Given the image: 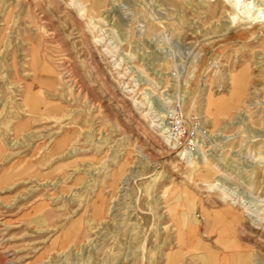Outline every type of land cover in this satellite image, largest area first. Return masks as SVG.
I'll list each match as a JSON object with an SVG mask.
<instances>
[{"label": "rangeland", "instance_id": "1", "mask_svg": "<svg viewBox=\"0 0 264 264\" xmlns=\"http://www.w3.org/2000/svg\"><path fill=\"white\" fill-rule=\"evenodd\" d=\"M225 2L0 0V264H264V15Z\"/></svg>", "mask_w": 264, "mask_h": 264}, {"label": "bare ground", "instance_id": "2", "mask_svg": "<svg viewBox=\"0 0 264 264\" xmlns=\"http://www.w3.org/2000/svg\"><path fill=\"white\" fill-rule=\"evenodd\" d=\"M224 1H226L228 4H231V8L235 11V14L233 16H231L233 22L235 20H237L238 17H241L242 15H243L244 20L248 19V21H249V19L253 21L257 18H261V16L264 15V11H261L262 10L261 6H264V0H262V2L260 4H258L259 0L258 1L256 0L257 1L256 4H254L255 0H242L241 2H239V0H224ZM252 4L257 6V9L254 12H252L251 11L252 8H250V6ZM239 15H241V16H239ZM237 86H238V82H236V84H235V87H237ZM30 105H31V103H30ZM35 105H38V104H35ZM197 163H199V162H197ZM191 164H192V161H191ZM106 209H108V208H106ZM109 209H111V208L109 207ZM106 212H108V211H106Z\"/></svg>", "mask_w": 264, "mask_h": 264}, {"label": "built area", "instance_id": "3", "mask_svg": "<svg viewBox=\"0 0 264 264\" xmlns=\"http://www.w3.org/2000/svg\"><path fill=\"white\" fill-rule=\"evenodd\" d=\"M170 130H171V135L174 140L175 138H180L181 136H183L185 133V129L183 128V123L181 119L175 118L173 122L171 123Z\"/></svg>", "mask_w": 264, "mask_h": 264}]
</instances>
